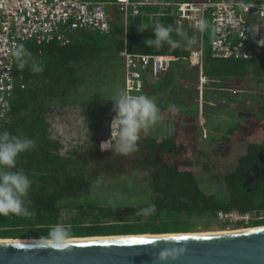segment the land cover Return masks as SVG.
<instances>
[{
	"label": "trees",
	"instance_id": "obj_1",
	"mask_svg": "<svg viewBox=\"0 0 264 264\" xmlns=\"http://www.w3.org/2000/svg\"><path fill=\"white\" fill-rule=\"evenodd\" d=\"M110 8V33L75 29L67 44L27 43L26 60L43 64L42 72L15 63L17 85L0 130L35 140V147L17 159V167L32 180L27 197L31 215L0 216V238L52 239L48 233L54 226L69 227L67 238L187 233L208 228L220 210L264 213L263 178L248 184L242 176L264 145L239 140L240 132L257 130L264 117V99L256 93L264 79V55L213 57L209 27L201 40L173 6L145 5L127 17L116 6ZM157 21L180 26L183 33L172 32L160 46L146 44L155 38ZM249 21L264 45L258 19ZM200 43L204 73L214 80L203 92V125L199 70L189 60ZM125 49L176 57L157 77L145 72L138 94L157 102L161 118L141 132L136 149L127 155L101 151L98 137L104 119L115 115L110 98L126 90ZM66 106L80 109L89 131L86 143L63 154L49 118ZM169 123L175 131L167 135ZM219 139L222 145L215 143ZM194 161H204L201 172L180 168ZM149 206L154 208L144 212ZM249 223L264 225V218Z\"/></svg>",
	"mask_w": 264,
	"mask_h": 264
},
{
	"label": "built area",
	"instance_id": "obj_2",
	"mask_svg": "<svg viewBox=\"0 0 264 264\" xmlns=\"http://www.w3.org/2000/svg\"><path fill=\"white\" fill-rule=\"evenodd\" d=\"M145 5L173 6L179 18L188 21L203 40L205 29L198 22L204 20L210 29L212 56L216 58H256L264 55L258 31L250 26L255 16L264 22V0H0V124L11 111V99L17 85L13 45L33 41H58L67 44L75 29H91L103 33L112 31L110 6H116L127 17L139 14ZM261 42V41H260ZM125 87L130 94L143 88L145 72L155 76L166 71L175 56L169 53H134L123 51ZM203 43L192 49L189 60L199 70V123L203 125V92L214 81L204 73ZM21 86H24L23 84ZM204 135L205 130L203 129ZM102 141V140H101ZM261 213V212H260ZM259 212L237 210L217 212V218L227 224L249 223ZM264 218V216H257Z\"/></svg>",
	"mask_w": 264,
	"mask_h": 264
},
{
	"label": "water",
	"instance_id": "obj_3",
	"mask_svg": "<svg viewBox=\"0 0 264 264\" xmlns=\"http://www.w3.org/2000/svg\"><path fill=\"white\" fill-rule=\"evenodd\" d=\"M110 121L104 119L100 140L110 137ZM181 169L197 171L201 166ZM176 234L0 241V264H264V225L218 234Z\"/></svg>",
	"mask_w": 264,
	"mask_h": 264
},
{
	"label": "clouds",
	"instance_id": "obj_4",
	"mask_svg": "<svg viewBox=\"0 0 264 264\" xmlns=\"http://www.w3.org/2000/svg\"><path fill=\"white\" fill-rule=\"evenodd\" d=\"M147 26L137 29L143 31ZM200 30H204L206 22H198ZM154 39H148L146 44L160 46L170 39L171 33H183L180 26L163 25L157 21L152 28ZM186 36V34H185ZM261 44L260 40L258 41ZM262 45V44H261ZM12 55L16 58L18 68L26 66L33 72H42L43 64L38 61L28 63L26 57L30 53L24 46L13 45ZM113 101L112 111L115 115L110 121V137L100 142L101 151L111 150L117 154L127 155L134 151L142 131L149 129L160 120V109L157 102L143 93L130 94L127 90H120L110 98ZM35 147L33 138L12 134L7 130H0V216L9 214L17 216H30L27 197L32 186L30 176L17 167L20 154ZM154 206L145 208L149 212ZM71 234L66 226H54L49 230V237L60 241Z\"/></svg>",
	"mask_w": 264,
	"mask_h": 264
},
{
	"label": "rangeland",
	"instance_id": "obj_5",
	"mask_svg": "<svg viewBox=\"0 0 264 264\" xmlns=\"http://www.w3.org/2000/svg\"><path fill=\"white\" fill-rule=\"evenodd\" d=\"M112 8H110L111 10ZM113 10V9H112ZM196 34V31L194 35ZM58 116L59 117V130H63V135L61 136L63 148L61 152L63 154H67L69 151H71L74 147L77 145H82L86 143L87 140L81 139V137H86V131L85 128L81 125L83 123L84 115L81 114V111L77 107L72 106H66L62 107L60 109H57L56 111L52 112L51 116ZM50 116V117H51ZM52 133L58 134L59 132H56L55 130L52 131ZM60 134V133H59ZM230 134V132L228 133ZM85 135V136H84ZM264 216V213L261 212L257 216ZM255 216L252 221L261 219H256ZM251 222V221H250ZM262 226V225H259ZM256 226L250 225V223L243 222L242 224L236 222L233 224H227L222 221H220L218 218H216L215 222L210 223L209 227L204 228H197L196 231L192 232H209V231H230V230H238V229H247L252 228ZM212 233V232H210Z\"/></svg>",
	"mask_w": 264,
	"mask_h": 264
},
{
	"label": "flooded vegetation",
	"instance_id": "obj_6",
	"mask_svg": "<svg viewBox=\"0 0 264 264\" xmlns=\"http://www.w3.org/2000/svg\"><path fill=\"white\" fill-rule=\"evenodd\" d=\"M52 114V113H51ZM51 116V115H50ZM50 121V131L52 133L53 130H55L56 132H59L58 134L52 133V137L56 138L57 140H59L61 143L63 142L61 139V136L63 135V130H59V117L58 116H54L52 115L49 118ZM86 131V137H81V139L87 140V136H88V131H89V125L86 121V117L84 115V119H83V123L81 124ZM102 129V127H101ZM100 129V132H101ZM264 131H259L256 129H249V130H245L244 132H240L241 136L239 138V140H244V141H248L249 144L250 143H260L264 145V135L262 134ZM85 136V135H84ZM204 137L206 136L203 135ZM220 141L215 142L217 145H222L223 142H221L222 140L219 139ZM226 141V140H225ZM101 140H99V145H100ZM227 142V141H226ZM63 145V143H62ZM63 148V147H62ZM62 150V149H61ZM203 164L204 161H202V163H197L196 161L193 162V164L191 165H199L201 166L200 170L194 171V172H201L202 168H203ZM189 165V166H191ZM184 166V165H180V168ZM243 177V182L244 183H252L254 182L256 179H259L260 177L263 178L264 180V146H262V148L258 149V153L257 156L255 157V159L253 160L251 167L248 171H246V173L244 174V172L242 173Z\"/></svg>",
	"mask_w": 264,
	"mask_h": 264
},
{
	"label": "crops",
	"instance_id": "obj_7",
	"mask_svg": "<svg viewBox=\"0 0 264 264\" xmlns=\"http://www.w3.org/2000/svg\"><path fill=\"white\" fill-rule=\"evenodd\" d=\"M160 6H165V5H160ZM113 20H114V15H113ZM258 23V26H257V29L260 31V34H261V37L262 39L264 40V22L259 20L257 21ZM256 23V22H255ZM259 85L257 88H256V93L259 94V96L264 99V79L258 81ZM262 121H264V117L261 119L260 121V124H259V128L257 130L259 131H264V125L261 123ZM165 131H166V134L167 135H170V134H173L174 131H175V127L173 124L169 123L166 125L165 127ZM215 132V131H214Z\"/></svg>",
	"mask_w": 264,
	"mask_h": 264
},
{
	"label": "bare ground",
	"instance_id": "obj_8",
	"mask_svg": "<svg viewBox=\"0 0 264 264\" xmlns=\"http://www.w3.org/2000/svg\"><path fill=\"white\" fill-rule=\"evenodd\" d=\"M240 230H245V229H238V230L236 229V230H230V231H217V232L216 231H214V232L213 231H209V232H204V233H202V232H200V233H198V232H187V234H214V233L218 234V233L234 232V231H240ZM210 232H212V233H210ZM174 234L177 235L176 233H174ZM144 236H151V234L150 233H147ZM97 238H98V236L95 237V238H92V239H97ZM65 240L66 239H64L63 241H65ZM69 240L76 241V240H79V237H77V238H71ZM0 241H31V242H40V240H35V239H28L27 240V239H8V238H0ZM47 241L53 242V241H56V240H47Z\"/></svg>",
	"mask_w": 264,
	"mask_h": 264
}]
</instances>
